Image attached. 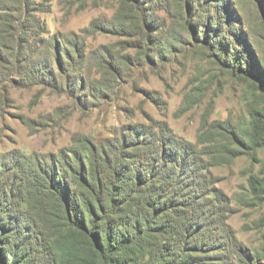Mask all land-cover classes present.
I'll list each match as a JSON object with an SVG mask.
<instances>
[{"label": "rangeland", "instance_id": "374dc122", "mask_svg": "<svg viewBox=\"0 0 264 264\" xmlns=\"http://www.w3.org/2000/svg\"><path fill=\"white\" fill-rule=\"evenodd\" d=\"M261 71L264 0H0L9 264L69 263L60 182L143 222L144 264H264Z\"/></svg>", "mask_w": 264, "mask_h": 264}, {"label": "trees", "instance_id": "16d2710c", "mask_svg": "<svg viewBox=\"0 0 264 264\" xmlns=\"http://www.w3.org/2000/svg\"><path fill=\"white\" fill-rule=\"evenodd\" d=\"M259 71V70H257ZM258 79L263 80L264 88V73L261 71L258 73ZM238 143L245 149L254 150L256 147L264 146V110H255L251 114V129L242 140H237ZM166 153V152H165ZM166 157V156H165ZM168 157V156H167ZM159 160L165 163L166 160L161 154L158 155ZM179 159L177 157L175 159ZM87 159V163L90 165V160L87 156L80 159V165L83 166L82 160ZM165 161V162H164ZM176 161V160H175ZM176 163V162H175ZM175 168V167H174ZM90 173V172H89ZM91 174V173H90ZM106 181L109 180L105 177ZM129 177L125 176L124 180H128ZM52 181V179H51ZM133 181V180H132ZM107 182V183H108ZM57 183V181H56ZM61 183V182H60ZM57 183L60 186L62 192L56 194L52 193V199L58 204L62 205V209L66 214V223L72 213L77 215L79 223H75L76 232L71 237L68 236L66 245V261L68 264H144L145 258L139 259L136 257L138 252L140 257L142 248L140 247L139 237L141 231H144V223H137L134 220L128 221L126 219L120 221L117 216L118 213L113 211L110 204L103 202L99 194L94 195L92 186L88 187L92 197L85 198L81 194L72 196V190H66L64 194L65 184ZM126 183V182H125ZM125 183L121 185L123 194L126 193ZM134 186V184H131ZM54 186V185H53ZM56 188L54 187V190ZM108 195V194H107ZM94 196V198H93ZM167 198V196H164ZM80 200H77V199ZM93 198V199H92ZM83 204H82V203ZM88 218H86V213ZM139 228H138V226ZM8 247V244L5 246ZM16 256V253H15ZM183 259H171L167 257V260L163 256H160L155 264H184V258H188L187 254L182 255ZM0 258L2 264L13 263V259L8 262L7 250H0ZM149 260H147L148 262ZM146 262V263H147ZM150 264V261L148 262Z\"/></svg>", "mask_w": 264, "mask_h": 264}]
</instances>
